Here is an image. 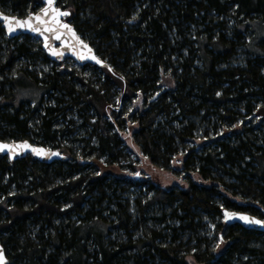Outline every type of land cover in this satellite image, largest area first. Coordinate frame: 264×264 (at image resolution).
<instances>
[{"label":"trees","instance_id":"trees-1","mask_svg":"<svg viewBox=\"0 0 264 264\" xmlns=\"http://www.w3.org/2000/svg\"><path fill=\"white\" fill-rule=\"evenodd\" d=\"M42 3L0 0V10L25 18ZM56 3L109 66L64 69L39 39H9L0 24V140L68 156H0L9 264H264V232L223 218H264V38L252 45L264 0ZM21 79L36 94L17 102ZM129 123L157 169L178 173L184 158L186 185L100 172L97 160L137 169Z\"/></svg>","mask_w":264,"mask_h":264},{"label":"snow or ice","instance_id":"snow-or-ice-1","mask_svg":"<svg viewBox=\"0 0 264 264\" xmlns=\"http://www.w3.org/2000/svg\"><path fill=\"white\" fill-rule=\"evenodd\" d=\"M45 2L47 4V7L41 9V14L29 13L26 19L21 20L16 18H10L8 15H5L4 13L0 12V21L4 22V25L10 34L12 32H15L18 28H27L32 32H36L39 35L45 36L44 46L45 48L49 49L50 45L48 43V36H46L45 33H49L55 39L60 40L61 36L64 34V30H66L67 33L71 34L74 43L71 45H67L64 41H62V43H65V46H70L72 48L73 55H75L80 60L92 59L95 61L96 64H102L103 62L100 59L92 55V49L88 46V44L84 43V41L76 35V33L71 27H69L68 24L60 22V17H67L70 15V13L68 11H61L59 8L54 7V0H45ZM45 17H48V19H45ZM132 19L135 20L136 17L134 16ZM50 51L51 54L54 56H63L62 52H59L55 49H50ZM108 70L112 71L111 67H109ZM44 71H47V69H44ZM120 79H123V77L121 76ZM217 95H220V93H217ZM28 147L29 145L27 144V142L15 146L0 144V151H3L5 148H7L10 153H14L16 148L26 149ZM32 152L37 155H47L49 158L54 155H59V153H46L43 149L36 148H32ZM97 174L99 175V173ZM136 175H139V173H137ZM224 217L226 220L236 218L243 221L245 224L258 225L264 228V220L250 218L245 215L237 216L236 213H230L227 211L224 213ZM220 241L221 243H223V236L220 237ZM217 247H219V244L217 245ZM0 264H6L2 248H0Z\"/></svg>","mask_w":264,"mask_h":264},{"label":"water","instance_id":"water-1","mask_svg":"<svg viewBox=\"0 0 264 264\" xmlns=\"http://www.w3.org/2000/svg\"><path fill=\"white\" fill-rule=\"evenodd\" d=\"M42 4H43V7H47V4L45 2V0H42ZM57 0H54V7H57L59 8L61 11H68V10H64L62 9L61 7H59L57 5ZM41 8V9H42ZM41 9L38 10L37 12H33L32 14H41ZM0 12L4 13L2 10H0ZM69 12V11H68ZM70 13V12H69ZM5 15H8L10 18H16V19H26L27 17L25 18H19V17H16L14 15H11V14H6L4 13ZM70 16V15H69ZM69 16L67 17H60V22L61 23H66L69 25V27H71L73 29V31L76 33L77 36H79L81 39L82 37L77 33V31L75 30L74 26L69 23L68 21H66V18H68ZM45 19H48V17H45ZM0 24H2L4 30H5V33H6V36L9 38V39H13L15 37H19V36H23V35H28V36H31V37H34L36 39H39L41 41V44H42V49L44 51V53L47 55V57L52 60V61H55L56 62H60V61H64L66 59H72L74 60L79 66H84V65H97L99 67H103L105 68V65L106 66H109L108 63L106 61H104L98 54L97 52L94 50L93 47L90 46V44H88L84 39H82L84 41V43L88 44V46L92 49V55L96 56L98 59H100L103 63L102 64H96L94 60L92 59H85V60H80L78 59L75 55L72 54V48L70 46H65V43H62V41L66 42L67 45H71L74 43L72 37H71V34L70 33H67L66 30H64V34L61 36V39L58 40V39H55L51 34L49 33H45L46 36H48V43L50 45V49H55L59 52H62L63 53V56L62 57H57V56H54L51 54V51L49 48H45L44 46V43H45V36H42V35H39L38 33L36 32H32L30 30H28L27 28H18L15 32H12L11 34L7 31V28L5 27L4 25V22L3 21H0ZM24 142H27V144L29 145L28 148H16L15 152L14 153H10L8 151L7 148H5L3 151H0V156H6L9 158L10 161L14 162V161H17L19 159H22V158H25L27 157L28 155H31L34 159L38 160L39 162L41 163H46V164H50V163H53L55 161H64V160H67L68 159V156L65 155L64 153H62L61 151L57 150V149H49L47 147H44V146H40V145H35V144H32L30 141L28 140H18V141H2L0 140V144H4V145H9V146H15V145H20ZM32 148H36V149H43L46 153H59V155H54V156H51V158H49L47 155H37V154H34L32 152ZM230 212V213H236L237 216L239 215H245V216H248L250 218H254V219H260V220H264V218H258V217H255L254 215L250 214V213H245V212H241V211H237V210H230V209H224L223 210V218H224V221L226 222V224H235V223H238L240 224L243 228L245 229H253V230H257V231H262L264 232V228L258 226V225H249V224H245L243 221L239 220V219H236V218H233V219H225L224 217V213L225 212ZM0 248H2L3 250V254H4V257H5V261H6V264H9V259L6 255V252L5 249H4V246L2 245L1 241H0Z\"/></svg>","mask_w":264,"mask_h":264},{"label":"rangeland","instance_id":"rangeland-1","mask_svg":"<svg viewBox=\"0 0 264 264\" xmlns=\"http://www.w3.org/2000/svg\"><path fill=\"white\" fill-rule=\"evenodd\" d=\"M43 7V5L40 7V9ZM38 9V10H40ZM37 10V11H38ZM7 14H11L12 13H7ZM253 31L255 32L256 35H254L253 41H252V45L253 48H257V46L259 45L260 41L264 38V28H262L260 26L259 22H253ZM252 34L248 33L247 34V39L250 38ZM63 62H65V64L63 65V68H68V70L73 69L74 66H78L77 63L72 60V59H66ZM44 66V65H43ZM45 68V66H44ZM169 78L170 76L167 75V77H164L163 80V87H168L169 84L171 83V81L169 82ZM18 86L20 88L17 89V96L15 97V100H18L17 102H20L21 100L24 99H29L30 96L35 95L36 93L32 90V87L29 86L26 83L25 79H21L18 82ZM31 106L34 105V103L31 101L30 103ZM137 124L134 123H129L128 124V130H126V132L123 134L124 139L128 145V147L132 150V152L135 155V159L137 160V169L134 171V173H131L129 171L126 170H121L119 167L117 166H112V165H107L104 162H102L101 160H97L96 161V166H98V168L100 169L101 173H115L118 175L122 176H127V177H132L133 175H136L137 173H139V175L137 176H142L144 179L150 178L151 180L155 181L157 184H161L164 187H171L174 184H180V185H186V183L183 181L184 178V174L181 171L183 168V160L184 158L180 155L175 157L174 161L172 162V167L174 169H176V171H179L178 173L173 172V171H165L162 169H157L156 167H154L151 164V161L148 160L147 158L144 157V155L141 153L140 149L132 142V134L133 131L137 129ZM12 141V140H10ZM8 141V142H10ZM49 149H53L51 147L45 146ZM196 180H199L198 175H196ZM190 264H196L193 260L190 261Z\"/></svg>","mask_w":264,"mask_h":264}]
</instances>
